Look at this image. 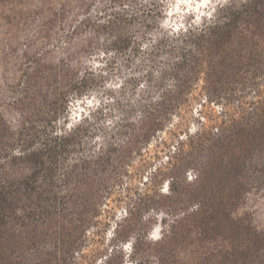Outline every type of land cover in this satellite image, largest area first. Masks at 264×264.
Here are the masks:
<instances>
[{"label":"trees","instance_id":"1","mask_svg":"<svg viewBox=\"0 0 264 264\" xmlns=\"http://www.w3.org/2000/svg\"><path fill=\"white\" fill-rule=\"evenodd\" d=\"M2 6L8 23L30 27L41 51L25 50L21 74L0 98V264H94L113 195L158 153L137 164L133 155L171 141L176 147L148 177L163 171L169 192L156 200L126 187L103 264H122L126 242L137 264H264V226L240 212L251 191L264 195V62L255 60L264 50V0L218 2L175 31L164 25L165 0ZM120 77L119 88L138 97L117 100L119 121L101 124V107L69 122L79 99L111 91L108 81ZM234 85L232 112L222 106L217 124L185 130L197 99L225 100ZM159 215L166 219L151 239L147 227Z\"/></svg>","mask_w":264,"mask_h":264},{"label":"rangeland","instance_id":"2","mask_svg":"<svg viewBox=\"0 0 264 264\" xmlns=\"http://www.w3.org/2000/svg\"><path fill=\"white\" fill-rule=\"evenodd\" d=\"M101 1V0H96ZM227 0H208L209 3L215 4V8L217 7V3H221ZM166 2V20L169 23L175 19V13H173L172 17L167 16V10L169 4L172 0H165ZM21 9V8H20ZM205 11H208L205 8ZM5 12L3 6L0 7V98L8 94L7 84L11 83L12 80L19 77L21 71L22 62L25 61L23 54L25 50L29 53H35L41 51V46L38 43V40L35 34L32 33L30 27L23 25L22 20L18 19L16 22L12 24L8 23L4 18ZM213 13V11H212ZM206 17V16H202ZM194 15L185 14L183 18L179 20L180 24H188L193 23ZM94 63L98 64L100 59L93 58ZM256 61L264 62V50L259 52V56ZM109 88L111 91H107L106 89H98L91 94L84 96L82 99H79L74 106L71 107V118L69 122H77L80 116L92 115L95 110L102 107V112L98 114L99 122L106 126L112 127L116 121H119L122 118V111L116 105L117 100L124 101L129 99L137 98V94H131V88L128 87L125 92L119 88L118 85L124 84L123 78H113L108 81ZM262 90L264 92V80L261 81ZM233 89L230 91L229 95L226 96L225 100L217 101V102H204V95H202L199 99H197L192 106V110L189 113L188 122L186 123L185 130L189 128L191 131L201 127V124L204 125H214L217 124L221 118L222 106H226L232 112L235 106L238 104L237 98L239 93H237V85L232 87ZM199 89V88H198ZM138 93V92H137ZM197 93V92H196ZM253 92L245 93V99L249 100L252 98ZM264 95V94H263ZM88 101H91L89 104ZM83 109V111H81ZM176 147V142L171 141L168 142L166 148H163L159 143L149 142L148 146H143L141 155L135 154L132 157V160L135 164L142 159V157H152L156 155L157 157L153 159L151 163V168L155 166H159L160 164H165L167 161V157L170 155L172 150ZM145 172L141 176H126L122 185L117 189V194L113 195V207H114V216L111 219L110 226L107 228V232L105 236L99 242V248L102 249V253L96 258V262L94 264H103L105 260V255L111 249L114 244L111 242L109 231L114 227L115 222L119 221L120 218L125 216L126 212V203L124 197L128 191L126 187H130L135 194H143L148 193L150 195H154V199L157 200V192L168 193L169 189L167 186V177H165L163 171L159 174L157 181L150 183L149 181V171ZM131 175V173L129 174ZM186 180L189 181L194 177V171L192 169H188L185 173ZM148 179V180H146ZM117 198H120L121 201H114ZM240 212H246L252 218L254 224L257 226H264V195L259 191H251L244 200ZM163 218V220H161ZM165 217L163 215H159L156 222L148 225L147 231L149 233V238L155 239L160 236V229L164 224ZM130 244V242H128ZM127 242L125 243L124 248H122V252H124V258L122 264H137L135 259H132L128 256L130 252V245Z\"/></svg>","mask_w":264,"mask_h":264},{"label":"clouds","instance_id":"3","mask_svg":"<svg viewBox=\"0 0 264 264\" xmlns=\"http://www.w3.org/2000/svg\"><path fill=\"white\" fill-rule=\"evenodd\" d=\"M205 8L208 11H205ZM215 9V4L209 3L208 0H172L168 6L167 16L172 17L175 13V19L172 23L167 20L164 21L166 27L172 28L173 31L183 28L184 25L179 23V20L183 18L185 14L194 15L193 23H199L201 16H210ZM90 104L91 101H88ZM83 111V109H81Z\"/></svg>","mask_w":264,"mask_h":264},{"label":"bare ground","instance_id":"4","mask_svg":"<svg viewBox=\"0 0 264 264\" xmlns=\"http://www.w3.org/2000/svg\"><path fill=\"white\" fill-rule=\"evenodd\" d=\"M127 264H129V263H127Z\"/></svg>","mask_w":264,"mask_h":264}]
</instances>
